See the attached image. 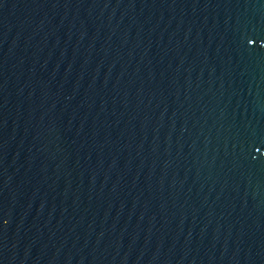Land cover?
Instances as JSON below:
<instances>
[{
	"label": "water",
	"instance_id": "obj_1",
	"mask_svg": "<svg viewBox=\"0 0 264 264\" xmlns=\"http://www.w3.org/2000/svg\"><path fill=\"white\" fill-rule=\"evenodd\" d=\"M0 264H264V0H0Z\"/></svg>",
	"mask_w": 264,
	"mask_h": 264
}]
</instances>
